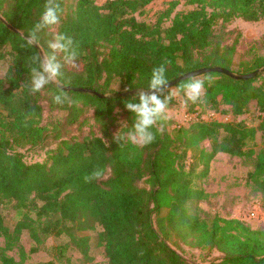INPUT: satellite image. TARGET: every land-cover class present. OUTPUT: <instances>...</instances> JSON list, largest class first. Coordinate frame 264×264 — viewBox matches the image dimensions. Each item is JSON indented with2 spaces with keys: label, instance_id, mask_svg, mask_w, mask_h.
I'll return each mask as SVG.
<instances>
[{
  "label": "trees",
  "instance_id": "16d2710c",
  "mask_svg": "<svg viewBox=\"0 0 264 264\" xmlns=\"http://www.w3.org/2000/svg\"><path fill=\"white\" fill-rule=\"evenodd\" d=\"M154 1L105 0L98 6L94 0H59V25L38 33L45 51L57 32L72 37L78 47L80 69L65 65L61 85L105 95L112 93L109 86L117 79L125 89L121 93H127L101 99L66 92L55 84L30 95L31 56L40 49L22 47L21 34L27 36L39 20L45 0H0V17L18 31L0 21V62H8L0 78V206L11 204L19 217L10 228L0 214V239L5 243L0 264H15L5 250L14 247L25 230L37 243L66 236L77 246L87 240L79 234L96 225L102 228L99 237L109 264H194L168 241L220 252L222 258L213 264H264V230H252L236 219L201 220L197 203L203 192L194 186L195 180L207 176L218 154L251 158L256 134L264 144V73L246 81L220 73L200 76L211 80L205 79L201 108L217 111L225 105L227 121H193L172 128V133L161 122L152 129L155 141L143 148L127 142L119 146L111 133L115 108L127 114L124 130L131 128L134 116L124 104L134 100L137 90L147 88L152 69L164 59L170 61L168 82L202 68L230 70L233 47L222 46L226 34L217 31L218 24L234 19L258 22L264 18V0H183L194 9L170 18L179 4L173 0L154 24L137 20L136 14ZM164 19H170L167 27H162ZM263 66L264 58H259L239 74ZM61 91L75 103L55 104L52 96ZM43 101L49 112L66 113L63 129L76 124L85 107L92 108L100 136L64 139L53 122L49 130L42 122ZM252 101L261 115L255 127L237 121ZM161 127L162 134L157 130ZM48 138L58 144L43 162L26 163L17 152L42 146ZM204 141L210 143L208 151L199 147ZM96 169L102 177L86 183L85 175ZM247 177L264 194V151ZM142 180L146 187L139 185ZM67 248L68 244L57 247L59 256Z\"/></svg>",
  "mask_w": 264,
  "mask_h": 264
},
{
  "label": "rangeland",
  "instance_id": "374dc122",
  "mask_svg": "<svg viewBox=\"0 0 264 264\" xmlns=\"http://www.w3.org/2000/svg\"><path fill=\"white\" fill-rule=\"evenodd\" d=\"M98 6L104 4L105 0H94ZM173 0H155L146 6L140 13L136 14L139 21L147 24H154L169 7ZM195 6L187 5L183 0L171 13L172 18L180 12H187L194 9ZM170 19H164L162 27H167ZM217 31L225 32L222 46L233 47L230 54V71L239 74L244 71L246 66L252 65L255 60L264 58V18L258 22H245L241 19H234L228 24H218ZM8 68V62H0V78H3ZM69 70H79L80 66H68ZM264 77V75H263ZM195 78H201L195 77ZM260 80L256 81L259 84ZM175 86L169 90H174ZM125 89L121 86L119 80L115 79L109 86L105 96H111L115 93H121ZM201 102L196 104L189 103L187 108L183 107V97H174L169 103V118L162 121L167 127V131L172 133V128L187 127L191 122L203 120L229 119L223 111L227 106L220 104L217 111H211L209 108H201ZM44 107L43 124L49 130L51 122L58 124L63 138H83L85 136H100L97 126L93 121V110L90 107L83 109L79 121L63 129V119L65 112L51 113L48 111L47 104L43 101ZM210 106V105H209ZM194 108V109H193ZM222 110V113L219 111ZM213 114V117L210 116ZM114 123L111 133L125 131L127 127V114L122 108H115L113 111ZM261 115L254 101L250 102L245 112L237 118L249 127H255L259 123ZM58 122V123H55ZM222 136V134H221ZM58 141L48 138L42 146L24 147L17 149L23 156L26 163L43 162L47 158V152L55 148ZM201 149L209 150L210 143L204 141L200 144ZM254 155L251 158H236L225 154H218L210 163L209 172L202 180H195L194 186L201 189L203 197L197 203V215L207 223L214 219L230 220L236 219L242 221L252 230H264V194L257 190V187L249 181L247 175L254 169L257 156L264 151L260 134H256L253 143ZM191 153L187 154L186 164L191 162ZM198 172V171H197ZM146 187L144 180L139 184ZM0 214L5 224L13 228L19 217L11 204L0 206ZM102 228L98 225L93 230L85 231L79 234L86 237L85 242H79L73 246L70 239L66 236L58 238L48 237L42 242L32 240L28 231H23L17 244L11 249L5 250V255L12 258L15 264H109L105 256L104 247L99 234ZM68 244L70 248L65 250L63 256H59L57 247H63ZM168 244L175 249L183 258L194 264H213L222 258V254L216 250L207 248H196L179 244L176 246L172 241ZM4 240L0 239V248H4ZM37 248L35 253L31 250Z\"/></svg>",
  "mask_w": 264,
  "mask_h": 264
},
{
  "label": "clouds",
  "instance_id": "9594fccd",
  "mask_svg": "<svg viewBox=\"0 0 264 264\" xmlns=\"http://www.w3.org/2000/svg\"><path fill=\"white\" fill-rule=\"evenodd\" d=\"M61 11L59 0H45L39 20L27 36L21 34L24 41L22 47L38 46L40 49V54L31 56V74L27 85L30 95L40 92L49 84L61 87L60 77L64 66H76L80 53L72 37L57 32L48 42L49 51H45L39 44L38 33L59 25ZM169 63V60L164 59L162 63L155 66L151 71L147 88L137 90L134 100L125 102V109L133 114L134 121L127 131H117L113 134V141L119 146L125 142L138 148L152 144L156 139L152 129L169 118V103L174 97H183L184 109L189 103L204 102L205 79H208L210 83V78H191L170 91V85L165 75L166 65ZM52 100L57 105H63L66 102L69 105L75 103L63 91L54 94ZM157 130L162 134V127ZM105 146H107L106 141ZM101 177V170L96 169L91 174L85 175L84 180L87 183Z\"/></svg>",
  "mask_w": 264,
  "mask_h": 264
},
{
  "label": "water",
  "instance_id": "95a60500",
  "mask_svg": "<svg viewBox=\"0 0 264 264\" xmlns=\"http://www.w3.org/2000/svg\"><path fill=\"white\" fill-rule=\"evenodd\" d=\"M0 21L5 24L9 30H11L12 32L18 33L17 30L13 29L10 25H8L3 18L0 17ZM38 48V46H36ZM40 52V51H39ZM209 73H220L223 74L225 76H228L234 80H250L255 78L256 76H258L259 74L264 73V66L261 67L260 69L253 71L251 73L248 74H236L231 72L230 70L224 69V68H220V67H212V68H202V69H198V70H194L192 72L186 73L172 81L169 82L170 88L176 86L178 83L185 81L187 79H191V78H195V77H199L201 75L204 74H209ZM63 91L66 92H74V93H83V94H90L93 96H96L98 98H105L106 96L103 94H99L97 92H94L92 90L86 89V88H75V87H70V86H63L61 85V87H58ZM134 92H128V94L132 95ZM127 93H121V95H126Z\"/></svg>",
  "mask_w": 264,
  "mask_h": 264
},
{
  "label": "built area",
  "instance_id": "2783aa9c",
  "mask_svg": "<svg viewBox=\"0 0 264 264\" xmlns=\"http://www.w3.org/2000/svg\"><path fill=\"white\" fill-rule=\"evenodd\" d=\"M211 117H213V114H210Z\"/></svg>",
  "mask_w": 264,
  "mask_h": 264
}]
</instances>
